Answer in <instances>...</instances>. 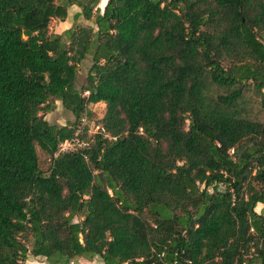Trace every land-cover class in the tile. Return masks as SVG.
<instances>
[{"label": "trees", "instance_id": "16d2710c", "mask_svg": "<svg viewBox=\"0 0 264 264\" xmlns=\"http://www.w3.org/2000/svg\"><path fill=\"white\" fill-rule=\"evenodd\" d=\"M100 1L0 0V264H264V0Z\"/></svg>", "mask_w": 264, "mask_h": 264}, {"label": "rangeland", "instance_id": "374dc122", "mask_svg": "<svg viewBox=\"0 0 264 264\" xmlns=\"http://www.w3.org/2000/svg\"><path fill=\"white\" fill-rule=\"evenodd\" d=\"M57 3H60L61 0H56ZM104 4V0L100 1L97 5V8L101 10ZM80 12V9L74 5L67 7L66 9V17L64 21H59L57 19H52L48 23L47 30L51 34L59 35L62 40L66 41L65 32L70 28L72 21L75 19V22L80 26H88L90 23L84 21L81 17H77V13ZM90 62L89 58L86 57L79 65H78V74L76 77V87L80 86L84 82L86 70L89 67ZM53 110L44 115V119L50 125H55L57 127L64 126L65 124H70L73 120L71 114L64 110L58 101H55ZM243 106L249 113H251L258 120H264V110L259 108V103L257 97L250 91L245 93L243 99ZM90 110V118L87 121L88 127L97 124L98 120L102 117L104 113V104L99 102L96 104L88 105ZM36 154L38 160V167L40 171L46 174V170L48 167V156L43 151L39 150L36 147ZM261 205H255L254 211L259 212ZM23 264H48L44 258L42 257H32L29 254L26 256ZM71 264H101L100 260L97 257H94L90 260L77 258L72 261Z\"/></svg>", "mask_w": 264, "mask_h": 264}, {"label": "built area", "instance_id": "2783aa9c", "mask_svg": "<svg viewBox=\"0 0 264 264\" xmlns=\"http://www.w3.org/2000/svg\"><path fill=\"white\" fill-rule=\"evenodd\" d=\"M103 130L98 125H92L88 127L87 120L82 117L79 119L78 124L75 127L73 135L58 144L57 152H76L78 149L88 147V139L96 133H102Z\"/></svg>", "mask_w": 264, "mask_h": 264}, {"label": "crops", "instance_id": "0c3cea01", "mask_svg": "<svg viewBox=\"0 0 264 264\" xmlns=\"http://www.w3.org/2000/svg\"><path fill=\"white\" fill-rule=\"evenodd\" d=\"M258 205V204H257ZM260 205V204H259ZM262 206H260V210H261Z\"/></svg>", "mask_w": 264, "mask_h": 264}]
</instances>
